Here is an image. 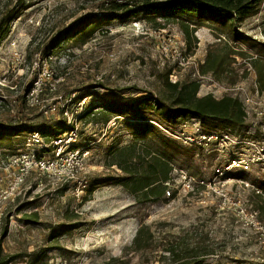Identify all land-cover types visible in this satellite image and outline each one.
<instances>
[{
  "label": "rangeland",
  "instance_id": "374dc122",
  "mask_svg": "<svg viewBox=\"0 0 264 264\" xmlns=\"http://www.w3.org/2000/svg\"><path fill=\"white\" fill-rule=\"evenodd\" d=\"M108 1L0 0V18L8 9H22L0 42V124L23 122L40 132L50 147L59 131L67 132L71 127L61 114L64 108L70 118H77L79 145L90 153L80 179L88 182L82 193H77V183H59L37 172L14 187L16 171L9 161L25 153L30 132L0 138V264H174L164 253L170 247L199 253L203 264H264V235L237 217L239 207L235 203H226L220 196L223 192L249 211L256 210L261 200L256 189L264 178L256 170L248 175L224 170L237 152L230 146L219 156L215 147L206 150L186 145L185 136L196 135L192 120L171 129L159 121L150 102L161 92L169 71L173 83L200 80V97H234L232 88L250 87L256 78L248 61L234 56V74L220 82L211 76L200 77L198 67L214 48L242 49L258 58L257 46L249 41L234 42L226 34V40H219L222 36L215 26L194 18L198 45L189 55L177 24L169 23L158 31L154 19L161 18L140 14L120 19L105 10ZM80 21L96 22L81 36L85 44L73 38L53 54L44 56L39 51ZM237 30L263 44L264 4ZM43 69L58 81L57 91H48L44 97L45 106L61 98L58 113L52 115H45L41 109L22 110L19 102L24 87ZM51 84L47 82L50 88ZM123 103L133 108L126 107L127 115L114 116L107 125L102 123L103 116L82 119L91 107ZM138 123H146L152 137H165L183 151L172 163L165 198L146 204L138 203L120 186L117 179L123 174L109 167L116 150L138 139ZM247 126L228 133L232 139L252 137L254 127L250 122ZM151 136L149 142L154 141ZM51 153L48 148L46 154ZM241 181L251 186L238 184ZM255 222L264 225L260 216ZM141 226L150 227L154 233L153 249L128 252Z\"/></svg>",
  "mask_w": 264,
  "mask_h": 264
},
{
  "label": "trees",
  "instance_id": "16d2710c",
  "mask_svg": "<svg viewBox=\"0 0 264 264\" xmlns=\"http://www.w3.org/2000/svg\"><path fill=\"white\" fill-rule=\"evenodd\" d=\"M263 4L264 0H110L105 4V10L111 16L120 19H130L140 14L161 18V21L165 22L164 24L158 21L159 19H154L155 29L158 31L165 30L169 23L177 24L186 42L189 55L195 53L198 45V40L195 37L198 26L194 23V18L198 22L211 23L217 28L219 36L223 37L226 34L227 38L234 42L249 41L255 44L260 54L258 58H253L242 49L233 50L230 47H218L210 50L204 63L199 65L198 73L200 77L211 76L217 82L230 79L234 74L232 67L235 62L234 56H240L252 66L259 88L263 91L264 43L258 44L237 30L248 19L256 16ZM21 10L19 8L8 9L1 16L0 42L7 36L10 24L19 17ZM94 24L96 22L86 24L80 21L59 33L55 39L39 51L44 56L47 52L53 54L63 43L73 38H76V41L82 40L85 44V37L81 36ZM218 38L221 39V37ZM171 75L170 71L165 74L161 92L155 100H150L153 103L151 109L162 124L173 129L177 126H185L187 120H196L205 133L229 132L232 134L248 127L245 111L237 98L225 96L217 100L212 95L200 97L199 92L202 85L200 80L173 83L170 81ZM35 80L36 78L24 87L23 94L19 98L22 110L26 108L25 98L32 89ZM126 107L133 108V105L113 104L106 108L94 106L85 111L82 119H95L103 116L102 123L107 125L114 116L127 115L129 110L125 109ZM138 124H140L136 125L139 127L136 128L139 133L138 139H135L127 147L116 150L114 152L115 161L109 167H116L121 171L123 175L118 176V184L134 196L138 203L146 204L165 198L167 184L171 180L172 163L183 154V151L177 143L171 142L165 137L149 135L150 129L146 123ZM64 126L66 129V122ZM61 130L64 129L61 128ZM26 132L40 133L25 126L23 122L19 125L0 124V138L16 137ZM65 132L59 131L55 137ZM43 133L46 134V131ZM150 136L154 139L153 142L148 141ZM257 186L261 191V200L257 203L256 210L264 220V183H259ZM6 236L7 229L3 233V237ZM154 239L155 236L150 227L141 226L132 245L126 250L128 252L150 251L153 249ZM164 253L173 258L174 264H203V261L198 260L199 253L189 254L188 251L176 250L174 247L165 249ZM191 255L193 256L191 257Z\"/></svg>",
  "mask_w": 264,
  "mask_h": 264
},
{
  "label": "built area",
  "instance_id": "2783aa9c",
  "mask_svg": "<svg viewBox=\"0 0 264 264\" xmlns=\"http://www.w3.org/2000/svg\"><path fill=\"white\" fill-rule=\"evenodd\" d=\"M221 38L225 40L224 37ZM47 82L54 84H51L50 88L47 86ZM56 83L58 81L52 78L51 73L43 69L41 74L36 77L32 89L26 95V108L28 110H44L45 115L58 113V100L61 98H57V100L48 106L44 104L46 92L57 91L55 87ZM231 90L235 93L234 98H237L243 106L246 114V123L250 122L254 127L255 132L253 136L249 137L250 135H247V137L240 139H232V135L228 132L205 133L201 129L199 122L192 120L196 135L185 136L184 143L203 149L215 147L217 150L215 151L219 153V156L223 150L230 146L237 150V152L233 153L228 159L224 170L227 172H240L246 175L256 170L259 177L264 178V90H260L256 78L250 87L247 85H237ZM61 114L71 124L69 131L58 137H54L50 143V147H47L40 133L27 134L25 153H19V155L14 156L9 161L11 169H15L16 171L13 178L14 187L23 184L31 172H37L59 183H77V193H82L83 190L81 188H86L88 182L86 180L81 181L80 179L87 170V161L90 153L87 147L83 148L79 145L80 135L76 125L77 118L75 119L73 116V118H70L68 111L64 110V108L61 109ZM48 148L52 151L51 155L46 154ZM201 184L203 185L204 183ZM238 184L244 185L246 188L251 186L244 181L238 182ZM188 187L193 192L190 183ZM256 193L261 194V191L256 189ZM167 194L171 196L170 192ZM220 196L226 203H235L239 207L237 217L245 220L247 226H252L264 235V225L255 222L259 217V212L252 208L249 211L241 202L231 200L223 192L220 193Z\"/></svg>",
  "mask_w": 264,
  "mask_h": 264
}]
</instances>
